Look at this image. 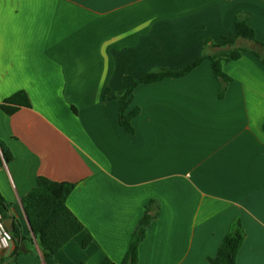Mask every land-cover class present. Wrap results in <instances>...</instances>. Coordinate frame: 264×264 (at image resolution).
I'll return each mask as SVG.
<instances>
[{
  "label": "crops",
  "instance_id": "1",
  "mask_svg": "<svg viewBox=\"0 0 264 264\" xmlns=\"http://www.w3.org/2000/svg\"><path fill=\"white\" fill-rule=\"evenodd\" d=\"M239 11L264 45V0H0V104L18 91L29 102L10 115L0 107L12 154L0 194L24 236L0 247V264L119 262L149 199L159 214L137 264H211L236 218L245 232L236 263L264 264V63L245 51L223 63L222 97L208 59L139 84L133 134L120 127L114 96L125 75L177 69L204 40L221 43ZM39 176L75 183L66 204L83 225L53 260L21 203Z\"/></svg>",
  "mask_w": 264,
  "mask_h": 264
},
{
  "label": "trees",
  "instance_id": "2",
  "mask_svg": "<svg viewBox=\"0 0 264 264\" xmlns=\"http://www.w3.org/2000/svg\"><path fill=\"white\" fill-rule=\"evenodd\" d=\"M250 14L246 11H239L234 18V32L224 36L221 43H213L204 40L202 50L197 58L177 69L157 67L147 71L142 76L134 78L125 75L127 86L115 91L114 96L118 102V123L127 133L133 134L134 129L131 120L139 109H129L134 88L139 84H148L165 78H179L190 73L204 59H208L214 77L218 82V96L222 97L230 77L222 70L223 63L235 60L240 57L243 51L251 52L264 63L260 50L264 45L256 39L254 29L249 25ZM238 39L250 41L254 47L237 45ZM213 49H209V48ZM110 89L103 92V100ZM28 99L25 93L18 91L7 97L1 104V109L8 115L12 114L20 106H27ZM264 131V123L262 125ZM12 159L8 147L0 141V166ZM74 182L53 181L46 177L39 176L35 186L21 198L22 208L29 221L32 236L36 239L40 253L45 260H53L54 254L74 235L83 229L82 223L72 213L66 204V200L74 188ZM0 214L3 220L9 216V204L0 194ZM159 204L155 199H149L145 205L141 218L137 221L131 234L128 247L119 262H114L108 257L103 258L98 264H137L138 245L143 240L146 229L150 222L158 217ZM12 237L24 238L20 231L19 224H13L9 229ZM245 237V232L239 218L231 223L230 229L222 238L216 253L208 258L211 264H237L238 251ZM89 237H86L82 245L86 246ZM55 264H59L55 262ZM78 264H86L80 262Z\"/></svg>",
  "mask_w": 264,
  "mask_h": 264
},
{
  "label": "built area",
  "instance_id": "3",
  "mask_svg": "<svg viewBox=\"0 0 264 264\" xmlns=\"http://www.w3.org/2000/svg\"><path fill=\"white\" fill-rule=\"evenodd\" d=\"M12 241L10 230L4 225L3 218L0 214V247H6Z\"/></svg>",
  "mask_w": 264,
  "mask_h": 264
},
{
  "label": "water",
  "instance_id": "4",
  "mask_svg": "<svg viewBox=\"0 0 264 264\" xmlns=\"http://www.w3.org/2000/svg\"><path fill=\"white\" fill-rule=\"evenodd\" d=\"M26 220H27V223H28V225H29L30 232L32 233V230H31V227H30L29 221H28L27 218H26ZM3 222H4V225H5L8 229H10V227H11V219H10V218H7V219L3 220Z\"/></svg>",
  "mask_w": 264,
  "mask_h": 264
}]
</instances>
